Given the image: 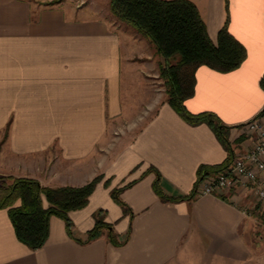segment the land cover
Wrapping results in <instances>:
<instances>
[{"label": "crops", "instance_id": "1", "mask_svg": "<svg viewBox=\"0 0 264 264\" xmlns=\"http://www.w3.org/2000/svg\"><path fill=\"white\" fill-rule=\"evenodd\" d=\"M191 1L214 41L228 19L247 49L229 72L198 68L185 102L190 112L212 111L231 127L237 156L255 140L242 125L264 109V3ZM100 6L0 0V175L52 188L101 176L88 204L69 212L72 235L53 215L38 249L18 239L8 209L0 208V264H264V202L252 187L179 200H164L154 189L150 167L160 172L166 196L194 193L199 167L221 164L228 151L210 125L188 123L166 93H143L137 80L145 66L134 58L146 54L152 69L154 56L157 64L161 58ZM125 125L138 130L119 135ZM132 181L121 193L131 216L111 190ZM98 209L120 240L128 236L125 242L115 245L107 234L77 240L93 228Z\"/></svg>", "mask_w": 264, "mask_h": 264}, {"label": "trees", "instance_id": "2", "mask_svg": "<svg viewBox=\"0 0 264 264\" xmlns=\"http://www.w3.org/2000/svg\"><path fill=\"white\" fill-rule=\"evenodd\" d=\"M110 9L119 19L129 23L147 37L162 57L161 75L167 83V101L190 124L207 123L228 151L224 162L216 165H201L194 193L179 197L166 196L160 186V172L155 167L157 178L154 189L164 200H179L194 197L198 182L208 174L227 167L235 157L229 139L230 128L212 111L192 113L186 100L194 94L196 72L207 66L220 72H229L239 67L247 57L246 47L231 33L228 19L214 41L207 30L198 7L191 0H110ZM173 60V61H172ZM264 87V77L261 80ZM264 109L256 116H263ZM12 182L0 185V208H7L18 239L32 249L42 247L50 234V218L53 215L64 219L68 233L72 235L73 222L69 212L85 207L101 176L83 186L47 187L30 177H10ZM132 181L111 190L112 198L124 210L133 215L131 208L122 200V191ZM107 184V182H106ZM44 198L48 205L44 206ZM95 224L81 243H88L104 234L120 245L112 223L106 221V211L94 212Z\"/></svg>", "mask_w": 264, "mask_h": 264}, {"label": "built area", "instance_id": "3", "mask_svg": "<svg viewBox=\"0 0 264 264\" xmlns=\"http://www.w3.org/2000/svg\"><path fill=\"white\" fill-rule=\"evenodd\" d=\"M243 130L255 137L253 147L237 155L224 169L208 174L196 187L197 196L218 194L233 187H252L258 201L264 202V120L263 116L254 117L246 122Z\"/></svg>", "mask_w": 264, "mask_h": 264}, {"label": "rangeland", "instance_id": "4", "mask_svg": "<svg viewBox=\"0 0 264 264\" xmlns=\"http://www.w3.org/2000/svg\"><path fill=\"white\" fill-rule=\"evenodd\" d=\"M75 3H97L98 5L100 4V8L102 7L104 13H106V15H108V17H113L115 19V21L117 23H119L120 25H124V26H127V27H130V29L132 31H135L140 37L146 39L149 41V43L151 45L154 46V44L147 38L145 37L144 35H142L136 28H134L132 25H130L129 23L117 18L111 11L110 9V0L107 1V0H74ZM154 55H156L160 62L162 61V57L157 53L156 51V48L154 46ZM155 58V56H154ZM153 58V61H154V68L155 69H152V65H150V63H146L147 60H149L147 58V55H141L140 57H135L134 60L135 62H137V64H141L143 66H145L143 68V72H142V75H143V78L141 79V83L139 84V81L137 80V83L138 85H140L144 90H143V93L145 94L146 91L150 92V94L153 92V93H159V92H163V93H166V89H167V83H166V79L161 75V69H160V62L158 61V64L157 62H155L156 58L154 59ZM173 61V60H172ZM131 82V81H130ZM167 95V94H166ZM146 98V97H145ZM138 130V126H133V127H129V125H125L123 127H120L116 130V132L121 135L123 134L124 132H127L128 135H132L134 134V132ZM111 134L113 136H117V134H115V132H111ZM11 176H8V175H0V185L4 184V183H10L12 182V179L10 178ZM259 202L256 204L257 206H259Z\"/></svg>", "mask_w": 264, "mask_h": 264}, {"label": "snow or ice", "instance_id": "5", "mask_svg": "<svg viewBox=\"0 0 264 264\" xmlns=\"http://www.w3.org/2000/svg\"><path fill=\"white\" fill-rule=\"evenodd\" d=\"M237 2H252V0H237ZM260 3H264V0H259Z\"/></svg>", "mask_w": 264, "mask_h": 264}]
</instances>
